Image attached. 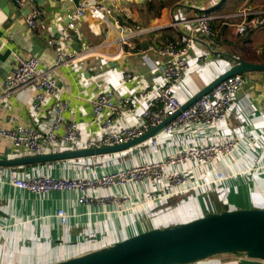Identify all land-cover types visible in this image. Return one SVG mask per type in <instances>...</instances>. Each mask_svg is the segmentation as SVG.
<instances>
[{
  "label": "crops",
  "instance_id": "crops-1",
  "mask_svg": "<svg viewBox=\"0 0 264 264\" xmlns=\"http://www.w3.org/2000/svg\"><path fill=\"white\" fill-rule=\"evenodd\" d=\"M7 1L5 7L0 5V92L12 68L14 51H20L25 56L40 57L43 68L55 62L56 49L49 44V39L60 37L68 29V13L78 6L75 0H26L25 5L18 8L12 0ZM245 3L264 7V0H114L110 5L123 22L153 28L151 33L137 38L143 53L119 59L111 57L116 53L115 45L110 49L101 46L106 37L105 24L90 16L78 19L76 27L68 29L70 37L62 38V43L67 52L77 55L80 60L70 67L61 66L52 72L61 88L59 99L70 103L65 117L77 121L83 129L77 150L87 149L86 140L96 138L100 133L101 120L93 111L90 102L92 95L107 87H113L117 96L133 95L142 85L158 88L164 83L162 73L157 69L163 57L155 51L144 50L141 45L144 38L148 39L149 46L169 41L181 44L189 37H197L196 18L199 14L209 12L216 19L217 45L207 47L196 42L189 51V66L177 89V95L185 104L230 67L231 57L264 63V26L239 34L238 28L230 24L233 20L228 18ZM37 6L43 14L37 26L31 28L26 23V17ZM202 53L204 57H201ZM127 72L134 74V81L125 79ZM244 74L246 81L234 97L226 122L213 129V135L240 137L244 146L256 151L258 159L248 154L240 159V167L250 169V164H257L259 169L229 179L222 190L214 188L207 193L205 188H200L186 192L187 196L203 194L205 206L198 213L186 207L177 209L176 204L171 206L174 197L139 205L135 211L124 213L117 212V207L113 205L105 208L81 205L77 202V192L39 196L17 190L9 182L11 168L20 170L25 177L31 174H89L93 167L91 154L51 162L0 164V264L60 261L154 227L189 221L210 210L252 207L257 206V202H264V188L260 185V181H264V71ZM33 93V87L29 86L9 97L0 116V127L11 128L24 123L44 129L51 122L57 100L52 99L43 112L35 113L30 107ZM161 129L156 133H159L162 148H153L149 144L135 147L134 144L105 152L109 153V157L97 166L108 169L126 166L146 157L160 158L163 153L170 152L169 146H181L199 137V133L191 137L189 132L167 136L160 132ZM70 150L67 146H61L59 151ZM28 156L33 155L26 150L16 149L11 141L0 137V159ZM142 189L135 192L137 203L144 199ZM120 190L113 188L107 192ZM215 191L222 192L220 201L213 198ZM253 195H263V198L257 201ZM60 207L69 214L67 225H62L55 215ZM188 264H264V260L248 257L244 253H226Z\"/></svg>",
  "mask_w": 264,
  "mask_h": 264
},
{
  "label": "built area",
  "instance_id": "built-area-1",
  "mask_svg": "<svg viewBox=\"0 0 264 264\" xmlns=\"http://www.w3.org/2000/svg\"><path fill=\"white\" fill-rule=\"evenodd\" d=\"M12 1L18 8L26 3V0ZM112 1L114 0L81 1L68 13V29H74L78 19L90 16L105 24L106 37L101 46L107 49L116 46V53L112 58L143 53L137 38L151 33L153 28L123 22L110 5ZM42 14L40 7L32 9L26 17L27 25L35 28ZM228 18L233 20L230 24L238 28V33L243 34L248 29L264 26V7L258 8L245 3ZM213 21V15L202 12L196 18L197 37H189L181 44L169 41L148 47L163 57L157 69L162 73L164 83L158 88L142 85L133 95L117 96L113 87H107L92 95L90 102L96 117L101 120V129L98 137L88 138L85 144L87 149L120 145L144 135L172 117L161 129V133L171 136L189 132L191 137L199 133L197 139L181 146H169L170 152L163 153L160 158L146 157L126 166L107 167L108 169L100 168L97 164L106 160L109 153H94L91 154L93 167L89 174H31L25 177L20 170L11 168L8 175L10 184L17 190L39 196L55 192H77V202L81 205L97 208L113 205L117 207V212L129 213L139 205L183 195L195 189L205 188V192L211 193L214 188L222 189L229 179L259 169L257 164H250V169L240 167V159L246 158L248 154L253 158L257 157L256 151L244 146L240 137L213 135V129H218L226 122L234 97L246 81L245 74L227 77L185 109H182L185 103L177 95V89L189 66L190 49L196 42L207 47L217 45ZM68 29L60 37L49 39V44L56 49V60L48 68L42 67L40 57L25 56L20 51H14L12 68L0 92V116L9 97L29 86L34 89L30 103L33 112H43L52 99L57 100L51 122L44 129L24 123L11 128L0 127V137L11 141L16 149L26 150L32 155L60 152L61 146H67L71 150L80 148L83 129L77 121L65 117L70 103L59 99L61 88L58 79L52 74L59 67H70L80 60L63 47L62 38L70 37ZM1 50L0 44V52ZM202 56H205L204 53ZM125 79L134 81L135 76L132 72H127ZM128 118L131 120L127 121ZM145 144L157 149L163 147L159 133L134 146ZM141 187L144 199L137 203L135 192L140 191ZM113 188L121 190L107 192ZM55 215L62 225L68 224L69 214L63 207L58 208Z\"/></svg>",
  "mask_w": 264,
  "mask_h": 264
},
{
  "label": "water",
  "instance_id": "water-1",
  "mask_svg": "<svg viewBox=\"0 0 264 264\" xmlns=\"http://www.w3.org/2000/svg\"><path fill=\"white\" fill-rule=\"evenodd\" d=\"M75 2L79 5V0ZM7 4V0L0 1L1 7ZM141 45L144 50H147L148 39L144 38ZM229 62L230 67L184 104L182 109L187 108L231 75L264 71V63H253L236 57H231ZM172 118L165 120L144 135L120 145L0 159V164L56 161L120 150L144 141L164 127ZM226 253H244L248 257L264 260V208L252 206L210 210L186 222L154 227L113 244L68 259L43 264H188Z\"/></svg>",
  "mask_w": 264,
  "mask_h": 264
},
{
  "label": "rangeland",
  "instance_id": "rangeland-1",
  "mask_svg": "<svg viewBox=\"0 0 264 264\" xmlns=\"http://www.w3.org/2000/svg\"><path fill=\"white\" fill-rule=\"evenodd\" d=\"M260 185H261V187L264 188V181H260ZM220 190H222V189H220ZM214 193H215V195L212 194L213 198H215L218 201H220L221 200V196H222L221 195L222 192H216L215 191ZM191 195L192 194L187 196V193H185V194H183V196L182 195H177V196H173L174 198L171 197L173 199V201L171 203V206L176 204L177 209H181L182 210V207H186L187 209L189 208L190 210L195 211L196 213L200 212L202 210L203 206H205V201H204V198H203L204 196H201L203 194H201L199 196H195V195L191 196ZM253 196H254V198L257 201H260V199L263 198L262 197L263 195H253ZM223 200L225 201L226 197H224ZM224 205H227V204H224ZM256 205L258 207L264 208V202H261V201L257 202Z\"/></svg>",
  "mask_w": 264,
  "mask_h": 264
},
{
  "label": "trees",
  "instance_id": "trees-1",
  "mask_svg": "<svg viewBox=\"0 0 264 264\" xmlns=\"http://www.w3.org/2000/svg\"><path fill=\"white\" fill-rule=\"evenodd\" d=\"M151 2H154V1H151ZM213 24H214V27L216 28V25H217L216 19L213 21ZM47 162H51V161H47Z\"/></svg>",
  "mask_w": 264,
  "mask_h": 264
}]
</instances>
